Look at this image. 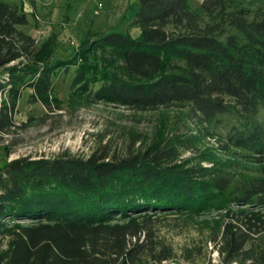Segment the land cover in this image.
Masks as SVG:
<instances>
[{
    "label": "trees",
    "instance_id": "16d2710c",
    "mask_svg": "<svg viewBox=\"0 0 264 264\" xmlns=\"http://www.w3.org/2000/svg\"><path fill=\"white\" fill-rule=\"evenodd\" d=\"M27 12L0 0V131L10 129L19 98L49 104L55 71L74 64L70 95L138 110L186 108L193 125L126 154L20 155L0 164V264H154L173 255L158 238L160 212L222 209L212 239L234 264H264V0H139L133 35L113 28L88 35L70 59L57 57V35L42 40L20 27ZM58 101V99H57ZM242 126L226 135L218 113ZM215 137L226 159L205 147L200 161L180 157ZM186 142V143H185ZM208 160L209 164L202 163ZM236 206H235V205Z\"/></svg>",
    "mask_w": 264,
    "mask_h": 264
},
{
    "label": "rangeland",
    "instance_id": "374dc122",
    "mask_svg": "<svg viewBox=\"0 0 264 264\" xmlns=\"http://www.w3.org/2000/svg\"><path fill=\"white\" fill-rule=\"evenodd\" d=\"M18 3L28 14L29 23L22 28L42 40L51 33L57 35L56 56L70 59L88 35L113 28L128 30L133 35L138 28L130 23L139 6V0H9ZM202 0H191L199 6ZM96 10H98L96 12ZM76 66L67 64L55 71V89L49 94L50 103L31 101L32 87H26L19 98L13 117L15 124L0 131V164L20 155L56 156L73 153L87 156L94 151L126 154L131 149L146 148L150 143L182 135L194 128L182 106H166L138 110L107 103L86 101L70 95ZM58 99V101H57ZM253 121L264 126V106L260 105ZM233 126H242L236 113L221 112L212 127L219 135H226ZM178 144L180 157L200 161L205 147L218 159L229 155L218 151L215 137L197 141L190 148ZM186 143V142H185ZM202 163L209 164L208 160ZM235 205V204H234ZM236 206V205H235ZM222 209L196 214L160 212L155 217L158 238L171 244L176 264H234L222 258L212 235L217 229ZM7 235H0V259L7 247ZM142 255L141 264H154Z\"/></svg>",
    "mask_w": 264,
    "mask_h": 264
},
{
    "label": "built area",
    "instance_id": "2783aa9c",
    "mask_svg": "<svg viewBox=\"0 0 264 264\" xmlns=\"http://www.w3.org/2000/svg\"><path fill=\"white\" fill-rule=\"evenodd\" d=\"M97 11L98 10H96V12ZM157 264H176V261L174 258H164L160 262H158Z\"/></svg>",
    "mask_w": 264,
    "mask_h": 264
},
{
    "label": "crops",
    "instance_id": "0c3cea01",
    "mask_svg": "<svg viewBox=\"0 0 264 264\" xmlns=\"http://www.w3.org/2000/svg\"><path fill=\"white\" fill-rule=\"evenodd\" d=\"M20 27L22 28V26L20 25ZM136 28H138L137 30V34L139 33V27L135 26ZM29 32V31H28ZM31 33V32H30ZM33 34V33H32Z\"/></svg>",
    "mask_w": 264,
    "mask_h": 264
}]
</instances>
